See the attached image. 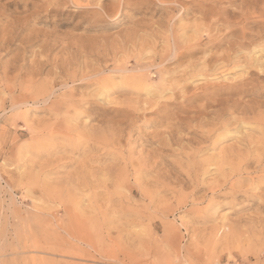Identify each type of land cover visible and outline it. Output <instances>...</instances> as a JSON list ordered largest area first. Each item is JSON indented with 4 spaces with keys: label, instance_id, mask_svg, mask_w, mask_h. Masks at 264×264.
<instances>
[{
    "label": "rangeland",
    "instance_id": "rangeland-1",
    "mask_svg": "<svg viewBox=\"0 0 264 264\" xmlns=\"http://www.w3.org/2000/svg\"><path fill=\"white\" fill-rule=\"evenodd\" d=\"M0 264H264V0H0Z\"/></svg>",
    "mask_w": 264,
    "mask_h": 264
},
{
    "label": "bare ground",
    "instance_id": "bare-ground-1",
    "mask_svg": "<svg viewBox=\"0 0 264 264\" xmlns=\"http://www.w3.org/2000/svg\"><path fill=\"white\" fill-rule=\"evenodd\" d=\"M159 1V3L163 4V2L165 3H169V4H174L176 2H178V0H157Z\"/></svg>",
    "mask_w": 264,
    "mask_h": 264
}]
</instances>
